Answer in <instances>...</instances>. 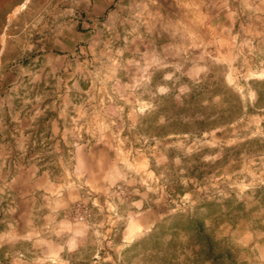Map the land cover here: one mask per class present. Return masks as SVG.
<instances>
[{"label": "rangeland", "instance_id": "obj_1", "mask_svg": "<svg viewBox=\"0 0 264 264\" xmlns=\"http://www.w3.org/2000/svg\"><path fill=\"white\" fill-rule=\"evenodd\" d=\"M0 169V264H264V0H0Z\"/></svg>", "mask_w": 264, "mask_h": 264}, {"label": "crops", "instance_id": "obj_2", "mask_svg": "<svg viewBox=\"0 0 264 264\" xmlns=\"http://www.w3.org/2000/svg\"><path fill=\"white\" fill-rule=\"evenodd\" d=\"M66 10L67 8L60 9L59 13L54 15L60 24H63V16H66ZM51 16V15H50ZM49 18V17H47ZM63 29L61 30V32ZM57 58L63 60V54L59 55ZM61 82L59 83L58 90L61 91L62 87L60 86ZM56 100H60L58 104L63 103L62 102V96L61 92L57 94ZM55 100V101H56ZM28 123H27V136L32 137L33 140H30V144L28 146V150H36L37 146V139L44 140V148L41 147V150L45 152H59L63 150V112H57L51 113L49 116L41 113V112H32L29 113L28 115ZM42 121V122H41ZM10 135H12L9 132ZM20 136L23 135V129L18 132ZM40 144V143H39ZM39 149V148H38ZM30 153V152H29ZM30 157V156H29ZM32 159V157H30ZM5 170V169H4ZM20 171H13L10 177L11 180L14 179V177L19 176ZM0 174H1V169H0ZM35 173H32L29 176H34ZM1 191V190H0ZM2 192V191H1ZM29 199V197H28ZM3 200V196L0 195V201ZM36 198L32 196V203H35Z\"/></svg>", "mask_w": 264, "mask_h": 264}, {"label": "trees", "instance_id": "obj_3", "mask_svg": "<svg viewBox=\"0 0 264 264\" xmlns=\"http://www.w3.org/2000/svg\"><path fill=\"white\" fill-rule=\"evenodd\" d=\"M193 237L198 244V253L203 259L209 260L212 264H235V261L223 253L222 251H216V245L210 235L204 230L202 222H191ZM226 258V262L223 259Z\"/></svg>", "mask_w": 264, "mask_h": 264}]
</instances>
